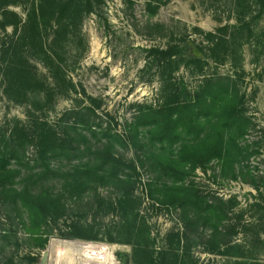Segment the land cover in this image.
Masks as SVG:
<instances>
[{"label": "rangeland", "instance_id": "obj_1", "mask_svg": "<svg viewBox=\"0 0 264 264\" xmlns=\"http://www.w3.org/2000/svg\"><path fill=\"white\" fill-rule=\"evenodd\" d=\"M104 9V18L87 15L73 33L58 36L52 47L59 67L47 61L45 54L33 57L37 73L34 85L51 86L62 92L51 103L42 106L34 97L30 101H14L5 92L4 69H0V133L23 126L33 130L44 122L56 125L62 133L68 122L74 121H68L65 112L92 104L89 96L96 99L98 121L122 130L126 122L135 120L139 104L160 106L169 82L174 79L183 80L194 92L207 75L229 76L242 98V112L252 120L244 143L258 151L246 162L255 179L222 176L219 161L214 160L206 172L198 169L186 183L194 182L212 198H236L234 219L241 225L254 224L237 239L254 247L255 259L238 260L210 253L202 240H195L186 262L248 264L257 260L264 264V245L257 239L258 233L264 235V0H106ZM16 10L21 12L20 8ZM224 26H229L225 35L229 45L218 49V55L212 57L207 34H219L218 29ZM8 32L14 34L15 29L9 27ZM1 36L3 33L0 39ZM54 36L49 30L45 37L47 45ZM184 41L192 42L200 50L201 55L195 56L203 62L181 60L179 66H170L151 52L153 48H168ZM119 154L137 158L135 149H119ZM34 155L35 146L31 145L26 156L33 159ZM139 162L136 171L127 169L134 177L135 189L133 200L125 209L118 203L119 191L109 184H101L97 192L90 189L82 197L66 193L69 218L60 222L59 227L96 238L61 237L55 233L45 248L33 249L41 256L42 264H148V253L153 254L157 263L161 262L162 252L171 254V259L174 254H184L182 249L180 253L176 237L178 231H185L182 210L151 196L149 185L155 174ZM254 181L259 189L252 185ZM52 185L62 189L59 180ZM101 197L106 200L104 203ZM239 214L242 218L236 216ZM73 222L83 227L72 229ZM16 230L20 241L14 236L11 249L0 247V264H26L23 256L32 249L24 241L25 230ZM188 234L196 236L191 230ZM65 241L76 245L74 251L58 244Z\"/></svg>", "mask_w": 264, "mask_h": 264}, {"label": "trees", "instance_id": "obj_2", "mask_svg": "<svg viewBox=\"0 0 264 264\" xmlns=\"http://www.w3.org/2000/svg\"><path fill=\"white\" fill-rule=\"evenodd\" d=\"M105 5L106 0H0V33H3L0 69H4L7 95L17 102L34 97L43 106L62 93L51 86L34 85L37 73L32 59L45 54L47 61L59 67L52 47L58 36L73 33L77 23L87 15L104 18ZM9 27L15 29L14 34L8 32ZM228 28L220 27L219 34H207L212 57L218 55V49L229 45L225 37ZM49 30L55 36L47 45L45 37ZM151 52L170 66H179L181 60L203 62L192 53L188 41L168 48H153ZM89 99L92 104L65 112L68 121H74L68 122L62 133L49 122L33 130L23 126L10 133H0L1 249H11L14 236L20 241L16 230L20 227L26 233L24 241L32 249L23 256L26 264H42L41 256L33 249L45 248L55 233L61 237L96 238L59 227L60 222H67L69 218L66 193L82 197L90 189L97 192L98 186L109 184L119 191L118 203L125 209L133 200L135 189L134 177L127 169L136 171L140 161L155 174L149 185L151 196L164 204L180 207L185 229L176 234L182 256L174 254L171 259V254L162 252L161 262L157 263L153 254L148 253V264H179L180 261L188 264L189 249L195 240H202L204 249L210 253L238 260L255 259L254 247L237 239L254 224L241 225L234 219L236 198H212L194 182L186 183L198 169L206 172L214 160L219 161L222 176L236 180L242 177L244 181H249V177L255 179L246 162L258 151L244 143L252 120L242 112V98L229 76L207 75L194 92L183 80L174 79L169 82L160 106L139 104L135 120L126 122L122 130L98 121L96 99L91 96ZM31 145L35 146V155L28 159L26 153ZM124 148L135 149L137 158H124L119 154V149ZM73 160L79 163L72 164ZM56 180L61 181L62 189L52 185ZM100 200L106 201L103 197ZM236 216L242 218L240 214ZM71 226L72 229L83 227L76 222ZM190 230L196 233L194 238L188 234ZM262 235L258 233L257 239L264 245ZM248 264L261 263L252 260Z\"/></svg>", "mask_w": 264, "mask_h": 264}, {"label": "bare ground", "instance_id": "obj_3", "mask_svg": "<svg viewBox=\"0 0 264 264\" xmlns=\"http://www.w3.org/2000/svg\"><path fill=\"white\" fill-rule=\"evenodd\" d=\"M58 244H64V246L66 247V248H68V250L69 251H71V250H73L74 251V249H75V247H76V245L73 243V242H59ZM63 246V245H62ZM84 250H87V251H89L90 250V252H91V249H87V248H84Z\"/></svg>", "mask_w": 264, "mask_h": 264}, {"label": "water", "instance_id": "obj_4", "mask_svg": "<svg viewBox=\"0 0 264 264\" xmlns=\"http://www.w3.org/2000/svg\"><path fill=\"white\" fill-rule=\"evenodd\" d=\"M190 46L192 48V53L194 55H201L200 50L192 42L190 43Z\"/></svg>", "mask_w": 264, "mask_h": 264}]
</instances>
